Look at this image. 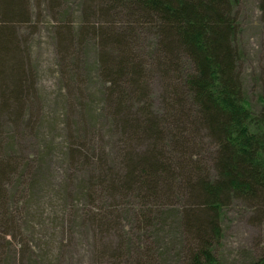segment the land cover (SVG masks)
<instances>
[{"label": "rangeland", "instance_id": "1", "mask_svg": "<svg viewBox=\"0 0 264 264\" xmlns=\"http://www.w3.org/2000/svg\"><path fill=\"white\" fill-rule=\"evenodd\" d=\"M260 1L238 0L233 9L238 21L234 39L239 51L236 71L253 102L264 78V15ZM26 10L27 14L12 16L11 21L0 14L2 26L15 24L14 42L20 52L17 58L23 63L24 74L30 77L28 89L22 87L20 110L15 104L2 107L0 101V158L14 171L5 182V193L0 189V196L9 206L8 210L0 208V264L154 263L155 255L148 251V243L154 242L161 255L163 248L158 247L163 243L158 237L166 229L160 225L147 230L143 227L147 215L160 213L161 204L156 202V211L149 210L142 193L118 190L110 181H116L124 165L135 161V156L150 145L144 137L134 139L121 132H140L145 125L143 118L151 113L163 117L173 106L166 81L154 62L142 72L143 87L136 83L135 75L128 74L131 78L127 85L121 86L129 102L121 108L115 102L117 94L106 90V76L99 61L104 46L89 35V23L97 21L89 15V0H26ZM140 41L145 52L152 49L151 38ZM6 75L0 68V96L5 87L6 97H10L13 83L6 80ZM172 113L167 114L169 119ZM159 122L168 145L163 149L162 161L169 159L170 170L185 171L177 165L181 155L174 153L175 144L185 145L194 157L189 160L186 154L181 166L186 162L189 171L195 166L201 176L203 171L214 175V145L204 129L190 130L184 138L186 143L178 139L179 130L170 121ZM72 147L73 156L68 157L66 152ZM108 169L112 173L102 176ZM164 183L159 182V194ZM166 183L174 191L158 201L163 200L164 209L180 213L177 208L189 201L191 189L178 178ZM256 194L258 197L234 198L223 208L222 238L213 249L219 264H245L251 257L263 255L264 196ZM193 237L186 232L187 241ZM177 242L168 254L174 256V262L180 260V252L183 254L180 238Z\"/></svg>", "mask_w": 264, "mask_h": 264}, {"label": "trees", "instance_id": "2", "mask_svg": "<svg viewBox=\"0 0 264 264\" xmlns=\"http://www.w3.org/2000/svg\"><path fill=\"white\" fill-rule=\"evenodd\" d=\"M237 1L89 0V15L97 20L89 23V35L100 40L104 46L99 61L106 76L107 92L117 94L116 104L121 108L128 105V93L122 89L131 78L128 74L135 75L136 83L138 81L143 87L142 72L153 62L168 85L173 103L166 112H173L170 119L167 114L160 117L151 113L150 117L143 118L144 127L140 122V132L136 129L121 132L134 139L144 137L150 145L135 159L129 156L128 159L135 161L127 162L122 173L116 176V181H110L116 184L118 190L142 193L141 198L150 204L149 210L155 209L156 202L161 204L160 213L147 215L143 228L147 230L150 226L160 225L166 229L158 237L164 246L158 248H163V253L158 255L154 242L150 241L151 249L148 248V251L152 250L155 255L154 263L147 261L146 264H219L213 249L222 238L220 219L223 208L234 198L258 197L256 193L259 197L264 196V176L261 175L264 173V78L257 101L253 102L243 89L236 71L239 51L234 39L238 21L233 9ZM260 8L264 15V0L260 1ZM0 14L6 21L12 16L16 18L27 14L26 0H0ZM1 23L0 68L7 72L6 80L11 79L13 88L10 97H6L7 89L2 88L0 101L2 107L15 104L20 110L22 87L26 88L30 77L24 74L23 63L17 58V52H20L14 42L15 24L5 26L8 25L5 23L2 26ZM120 24L121 28L124 25V29H120ZM83 26L79 27V31ZM69 30L67 25L66 32ZM65 38L68 39L67 36ZM145 38L152 39V49L146 48L148 52L140 41ZM131 47L132 50L136 48L135 53ZM151 53L154 55L151 56ZM161 71L168 76L164 77ZM145 107L149 109V104ZM159 121H170L171 126L179 130L178 139L186 143L184 138L190 130L197 132L204 129L214 145V175L203 171L201 176L195 166L189 171L186 162L181 166L186 154L189 160L194 157L185 145L174 146V153L181 155L177 165L185 171L170 170L169 159L165 157L162 161L163 149L168 145L163 139ZM74 150L79 151L77 148ZM66 155L73 156V147ZM3 160L1 157L0 189L5 193V182L14 171ZM195 160L200 162L197 158ZM111 173L108 169L102 172V176ZM177 178L188 185L191 192L189 201L182 208H177L180 213L175 214L176 210L164 209L163 200L158 201V198L174 191L166 181L173 182ZM160 181L165 182V187H160L163 192L159 194ZM168 195L173 197V194ZM0 201V208L4 206L8 210L4 196H0ZM186 232L194 235L192 241H187ZM169 234H173V238L166 240ZM179 238L183 254L180 252V260L174 262L173 255L168 257L169 248L174 250ZM245 264H264V253L251 257Z\"/></svg>", "mask_w": 264, "mask_h": 264}]
</instances>
